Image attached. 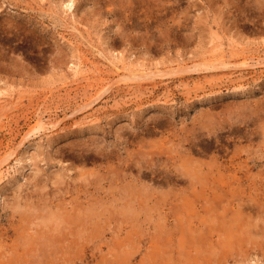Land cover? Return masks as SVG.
Wrapping results in <instances>:
<instances>
[{"label": "rangeland", "instance_id": "obj_1", "mask_svg": "<svg viewBox=\"0 0 264 264\" xmlns=\"http://www.w3.org/2000/svg\"><path fill=\"white\" fill-rule=\"evenodd\" d=\"M70 1L0 0V162L15 151L1 167L0 259L63 235L58 261L29 259L264 264V0ZM38 115L59 128L21 144ZM193 137L212 145L195 155L211 172L175 189L152 179ZM238 200L260 215L249 230L228 222Z\"/></svg>", "mask_w": 264, "mask_h": 264}, {"label": "bare ground", "instance_id": "obj_2", "mask_svg": "<svg viewBox=\"0 0 264 264\" xmlns=\"http://www.w3.org/2000/svg\"><path fill=\"white\" fill-rule=\"evenodd\" d=\"M72 3L73 2H71L70 0H67V2L65 3V6L66 7H71V5H72ZM62 36V35H61ZM236 47V46H235ZM81 56V55H80ZM82 57V56H81ZM80 57V58H81ZM86 58H88L87 56H86ZM86 58H84V56H83V58L79 61V63H77L76 64V66L74 67V68H72V69H74V71L73 72H75V74H78V73H81V72H86L87 71V69H86V67H88V66H90L91 65V63L93 62V61H91L90 60V58L89 59H86ZM225 59H220V61L219 62H221L222 64H224V63H226L225 61H224ZM78 61V60H77ZM214 62H215V60H213ZM241 62H239L240 63V67H242V68H240V70L242 69L243 70V68L244 67H248V66H250L251 65V62H250V58H249V56H246V55H243L242 56V60H240ZM210 63H212V61H210ZM113 64V68L115 67V70L118 72V71H120L121 70V66H119L117 63H115V62H113L112 63ZM236 64V63H235ZM73 65H75V63L73 64ZM212 65V64H211ZM211 65H209L210 66V68H214V66H212L211 67ZM213 65H214V63H213ZM216 65H218V64H216ZM237 65V64H236ZM235 66V65H234ZM233 66V67H234ZM239 66V65H238ZM97 67H99V66H97ZM208 67V66H207ZM236 67V66H235ZM209 68V69H210ZM86 70V71H85ZM101 70V69H100ZM239 70V71H240ZM115 71V72H116ZM231 71H233V69L232 70H230V73H231ZM230 73H228V74H230ZM74 74V75H75ZM136 73H134L133 72V75H135ZM129 75V74H128ZM130 77H133L132 75H129ZM128 76V77H129ZM3 97V96H2ZM11 97V96H10ZM1 99V98H0ZM6 99V98H5ZM6 100H8V99H6ZM90 102V101H89ZM7 104V102L6 101H3L2 103H0V108H2V107H4L5 105ZM251 111V110H250ZM253 113V112H252ZM252 115V114H251ZM250 115V116H251ZM257 118V117H256ZM259 118V117H258ZM263 119H264V117H263ZM58 122L59 121H57V122H52V121H48V120H46L45 119V116L44 115H38V117H37V119L35 120V122L34 123H32L29 127H28V129L25 131V133L23 134V136H22V138H21V144H24V142L26 141V140H28L30 137H32V136H34V135H37V134H40V132H46L47 130H49V131H52V128H59V125H58ZM157 124H159V123H157ZM255 124V123H254ZM160 125V124H159ZM50 127H52V128H50ZM153 127V126H152ZM149 129V128H148ZM245 129V128H244ZM216 132H217V130L216 129H214ZM214 130L213 131H211V130H209L210 132H213V134H215L216 132H214ZM247 130V129H246ZM150 131H152V130H150ZM232 131V130H231ZM249 131H250V129H249ZM157 132V131H156ZM233 132V131H232ZM148 133H150V132H148ZM233 133H235V132H233ZM250 133H252V131H250ZM195 135V134H194ZM249 135V134H248ZM252 135V134H251ZM191 136V135H190ZM190 136H188L187 137V139H189V137ZM215 136L217 137H215L214 139H215V141L214 142H221V137L219 136V134H215ZM235 136V135H234ZM244 137L246 136L245 134L243 135ZM214 137V136H213ZM249 137H251V136H249ZM248 137V138H249ZM185 138V137H184ZM183 138V139H184ZM195 138H197V137H193V139H191L190 140V143H189V146L187 147V152H185V153H183L182 155H178L179 153H177L176 155L174 154V157L172 156V154L170 155L172 158H173V162H174V164L175 163H177L176 161L177 160H181V162L180 163H177V164H175V168H176V170H174L173 169V166H172V169L173 170H171L170 169V171L168 170V171H164V170H167V169H165L164 168V170H160V169H157V167L155 166V169H153L151 172H153L154 174H155V176H154V178H152V179H155L156 177H161V179L162 180H164V182L165 183H167V184H170L171 183V185H173L174 184V182L175 181H183V175H186V177H187V175H189L188 177V179H191L190 178V176H192V174L193 173H197V172H199V173H201L200 171H202V172H204V170H205V167H206V162H202L201 160H199V158L198 157H195V155L196 154H198V156H199V154H203V153H207V152H209V150L211 149V147H212V145H207V143H206V145L205 144H203L202 143V141H199V139L198 140H196ZM142 139H143V136H142ZM186 139V138H185ZM186 139V140H187ZM228 139V138H227ZM244 139V138H243ZM223 140V139H222ZM233 140V139H232ZM229 141V140H228ZM183 142V141H182ZM224 142V141H223ZM232 142V141H231ZM247 142V141H246ZM184 143V142H183ZM188 143V142H187ZM210 143H211V141H210ZM146 144V143H145ZM165 144V143H164ZM232 144H233V142H232ZM155 145V144H154ZM162 145V144H161ZM160 145V146H161ZM147 146V145H146ZM213 146H215L214 144H213ZM235 146V145H234ZM237 146V145H236ZM163 147V146H162ZM226 148H227V146H225ZM147 148V147H146ZM225 148V151H227L228 153H227V155H228V157L229 158H231V161L232 160H234L237 156H239L238 154L239 153H237L234 149H232V150H228V148L226 149ZM236 148V147H235ZM181 149V148H180ZM215 150L217 151V152H222L223 150H224V148H223V150L221 149V147H218V143H217V145L215 146ZM170 151V150H169ZM180 151H182V149L180 150ZM171 152V151H170ZM15 153V151H11V152H9V154L7 155V157L5 158V159H3V160H1V162H0V179L3 177V170L1 169V167H2V165H3V163L6 161V160H8V156H10V155H13ZM207 156V155H206ZM215 156V155H214ZM162 158V157H161ZM153 159V158H152ZM157 159V158H156ZM201 159V158H200ZM161 161V159H157V161ZM165 160V159H164ZM156 161V162H157ZM166 161V160H165ZM203 161H205V160H203ZM151 161H149V163H150ZM155 162V163H156ZM169 162V161H168ZM172 162V163H173ZM151 163H154V162H151ZM157 164V163H156ZM148 165V164H147ZM144 167L146 166V165H143ZM168 166H170V165H168ZM211 165H209V167H210ZM153 167V166H152ZM161 167V166H160ZM208 167V168H209ZM140 168V167H139ZM146 168H148V167H145V170H146ZM169 168V167H168ZM207 168V167H206ZM207 168V171L206 172H211V170H209ZM138 170H140V169H138ZM144 169H142V171H143ZM150 170H151V168H150ZM141 170H140V172L139 173H141L142 172ZM145 172L146 171H143L142 172V176L144 177V175H146L145 174ZM205 172V173H206ZM150 173V172H149ZM152 173V174H153ZM198 174V173H197ZM207 174V173H206ZM140 175V174H139ZM83 177V176H82ZM140 177V176H139ZM198 177H199V175H198ZM202 176H201V174H200V177L199 178H201ZM151 179V178H150ZM186 179V178H185ZM194 179V178H193ZM156 180V179H155ZM161 181V180H160ZM191 182L193 183V180L191 179ZM164 183V184H165ZM145 184V183H144ZM143 184V185H144ZM141 185H142V183H141ZM171 185H169V186H171ZM190 185V183L188 184V186ZM193 185H195V184H193ZM174 186V185H173ZM172 187V186H171ZM175 187L176 186H174V189H175ZM181 187V186H180ZM134 189V188H133ZM184 189V188H183ZM182 189V190H183ZM186 190H188L187 189V187H186ZM175 191V190H174ZM180 191V190H179ZM184 192H185V190H183ZM177 192V191H176ZM238 208L236 209V210H231L230 211V214H232V216H231V218L228 220V222H229V224L231 225V227H237V229L238 230H241L240 228H242L241 226H242V224H244L245 222L247 223V224H245L246 226L248 225V230L250 229V227L249 226H254V225H256V222H254V218H257V217H259L260 215L258 214V212H257V210H255V209H253V208H250L249 210H247L246 208H245V201H241V200H238ZM91 208L93 207V205L92 206H90ZM65 208V207H64ZM79 208V207H78ZM66 210V209H65ZM70 210V209H69ZM77 210V209H76ZM83 210V209H82ZM62 211H63V209H62ZM81 211V210H80ZM55 212V211H54ZM59 212V211H58ZM68 212H70V211H67V214H70V213H68ZM71 212H73L72 210H71ZM59 213H61V211L59 212ZM63 213V212H62ZM64 213H66V211L64 212ZM63 213V214H64ZM74 213V212H73ZM80 213V212H79ZM83 213V212H82ZM50 214V213H49ZM52 214H54L53 212H52ZM55 214H56V212H55ZM77 214V213H76ZM75 214V215H76ZM59 215V214H58ZM72 215V214H71ZM79 215V214H78ZM78 215L76 216V217H78ZM56 216V215H55ZM80 216H82L81 214H80ZM79 216V217H80ZM84 216V215H83ZM52 217H53V215H52ZM60 216H58L57 218H59ZM66 217V215L64 216V218ZM68 217V216H67ZM66 217V221H69L68 220V218ZM73 218H74V216H72ZM72 217H70L71 218V220H70V225H71V221L73 220L72 219ZM78 217V218H79ZM63 218V217H62ZM69 218V219H70ZM253 219V220H252ZM62 220V219H61ZM74 220H76L77 221V219H75L74 218ZM82 220V219H81ZM64 221V220H63ZM65 221V222H66ZM83 221V220H82ZM61 222V221H60ZM73 222V221H72ZM81 221L79 220V223H80ZM233 222L235 223V226L233 225ZM74 223H75V221H74ZM66 224H67V222H66ZM18 226V228L17 229H19L20 230V226L19 225H17ZM60 226H61V224H60ZM57 227V226H56ZM56 227H54L55 229H56ZM62 227V226H61ZM63 228L65 229V230H67L68 228L70 229V227L68 226V228L66 229L64 226H63ZM52 229H53V227H52ZM54 229V231H53V233L55 232L56 234H58L57 232H56V230ZM62 229V228H61ZM60 229V227L57 229V230H61ZM68 229V230H69ZM254 229V228H253ZM47 230V229H46ZM63 230V229H62ZM61 230V231H62ZM73 230V229H72ZM72 230H69L68 232H69V234H71L73 231ZM252 230V229H251ZM40 231V230H39ZM48 231V230H47ZM64 231V230H63ZM75 231V230H74ZM259 231V230H258ZM258 231H256V232H258ZM36 232H38V231H36ZM41 232H43V234H44V231L43 230H41ZM40 232V233H41ZM46 232V231H45ZM64 232H66V231H64ZM71 232V233H70ZM40 233H38V237H39V234ZM47 233H49V232H47ZM67 233V232H66ZM249 233V232H248ZM17 234V233H16ZM50 234V233H49ZM68 234V233H67ZM77 234V233H76ZM19 235V234H18ZM34 235V234H33ZM37 235V234H36ZM35 235V236H36ZM41 235V234H40ZM45 235V234H44ZM44 235H43V237H44ZM54 235V234H53ZM61 235H62V233H61ZM19 236H21V235H19ZM29 236V235H28ZM49 236H52V235H49ZM55 236V235H54ZM79 236H81V234L80 235H78V237ZM33 237V236H32ZM53 237V236H52ZM52 237H51V239H52ZM60 237V236H59ZM62 237L64 238L65 236H63L62 235ZM82 237V236H81ZM46 240L48 239L47 237H44ZM55 238H56V236H55ZM63 238H60V239H52V240H54V241H51V243H54V244H49V242L47 243L46 242V244L44 243L46 240H44V242L42 241V243H41V245L39 244L38 245V247L36 248V250H34V254L33 255H35V261L36 260H38V261H40V263H41V261L42 260H44L45 262H48L50 259H52V258H55V252H54V248H51V246L52 245H54L55 246V242H57L58 243V241L60 240V241H62V239ZM31 239V238H30ZM38 239H40V240H42V238H38ZM65 239V238H64ZM66 239H68V237H66ZM70 239V238H69ZM68 239V240H69ZM76 239V238H75ZM75 239H74V241H75ZM29 241V240H28ZM33 242L35 241V240H32ZM48 241V240H47ZM50 241V240H49ZM67 243H69V241H67V240H65ZM4 242V241H3ZM38 241H37V243H39ZM63 242H64V240H63ZM70 242H73L72 240L70 241ZM76 242H78V239H77V241ZM0 243H2V242H0ZM44 243V244H43ZM60 243L61 242H59L58 244L60 245ZM66 243V244H67ZM62 244V243H61ZM63 244H65V243H63ZM73 244V243H72ZM75 244V243H74ZM77 244V243H76ZM79 244V243H78ZM4 245H6V244H4ZM15 245V244H14ZM14 245H13V247H14ZM18 245V244H17ZM29 245V244H28ZM32 245H33V243H32ZM80 245V244H79ZM7 246V245H6ZM9 246H11V245H9ZM35 246H37L35 243H34V247ZM70 246H72L71 245V243H70V245H69V249H71L70 248ZM78 246V245H77ZM76 245H74L73 246V249L74 248H76L77 247ZM81 246V245H80ZM79 246V247H80ZM8 247V246H7ZM22 247V250H23V245L21 246ZM27 247V246H26ZM50 247V248H49ZM53 247V246H52ZM58 248H59V246H57ZM10 248H12V246L10 247ZM30 249H32L31 247H29ZM58 248H56V250L58 249ZM61 250H60V253H61V251L65 254V253H67L66 252V247H65V245H64V248L62 249V245H61ZM28 249V248H27ZM26 248H25V252L27 253L28 251H26L27 250ZM29 249V250H30ZM4 250H6V249H4ZM3 250V251H4ZM9 250V249H8ZM21 250V249H20ZM63 250H65V252L63 251ZM2 251V252H3ZM10 251V250H9ZM11 251H13V250H11ZM11 251L9 252L10 254H11ZM32 251V250H31ZM30 251V252H31ZM58 251V250H57ZM77 251V250H76ZM6 252V251H5ZM4 252V253H5ZM23 252V251H22ZM33 252V251H32ZM79 252V251H78ZM21 253V252H20ZM54 253V254H53ZM58 253H59V251H58ZM57 253V254H58ZM60 253H59V255H56L57 257L55 258V261L57 260V258H59V257H61L60 256ZM15 254H17L16 252H15ZM23 254V253H22ZM53 254V257L51 256ZM2 255V254H1ZM24 256V258H22V257H16L15 258V256H13V259H11V256L12 255H9L8 254V257L10 256V258H2V259H0V264H34V259H32V258H30L29 259V257H32L31 255L28 257V255L27 256H25V253L23 254ZM6 256V255H5ZM52 258H51V257ZM26 257H28V258H26ZM34 257V256H33ZM49 257H50V259H49ZM63 257V256H62ZM15 258V259H14ZM18 258V259H17ZM46 259V260H45ZM47 259H49L48 261H47ZM61 259V258H60ZM64 259V258H63ZM54 260V259H53ZM44 261H43V263H44ZM58 261V260H57ZM51 262L52 263H54L52 260H51ZM51 262H49L50 264H51ZM39 263V264H40ZM42 263V264H43ZM36 264H37V262H36ZM45 264V263H44Z\"/></svg>", "mask_w": 264, "mask_h": 264}]
</instances>
